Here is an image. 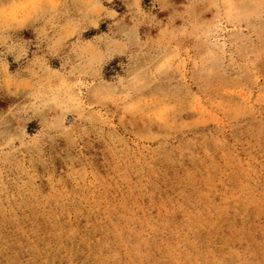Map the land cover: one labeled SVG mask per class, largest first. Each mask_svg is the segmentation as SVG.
Returning <instances> with one entry per match:
<instances>
[{"label":"rangeland","instance_id":"rangeland-1","mask_svg":"<svg viewBox=\"0 0 264 264\" xmlns=\"http://www.w3.org/2000/svg\"><path fill=\"white\" fill-rule=\"evenodd\" d=\"M103 5L0 34V264H264V0Z\"/></svg>","mask_w":264,"mask_h":264},{"label":"clouds","instance_id":"clouds-1","mask_svg":"<svg viewBox=\"0 0 264 264\" xmlns=\"http://www.w3.org/2000/svg\"><path fill=\"white\" fill-rule=\"evenodd\" d=\"M141 3V0H136ZM143 12V9H139ZM83 15L94 17L96 15H106L104 10L103 0H83V13L78 17L69 18L65 22V26H74L79 22ZM67 16L68 11L63 7V0H0V34L19 33L30 26L35 25L39 21L47 17V22L52 21L54 18ZM114 19V17H108ZM0 55H3V61H0V71H2V64L7 62V56L12 55L14 60L19 62L27 57V47L24 53L21 54L18 50H9V45L0 44ZM29 111L33 116L39 115L42 111L41 108L32 105ZM71 109L64 110V117ZM19 117V118H17ZM12 120L16 121L17 130L13 134V143L19 141L24 146L30 145V139H35L40 136V132L35 135H29L26 131L25 125L30 121L28 114L25 112H17L15 116H11ZM8 117L0 118V124L6 126ZM64 130H67L66 124L62 125ZM20 129H23L22 131ZM57 129L54 123H50L47 133L51 134L56 132Z\"/></svg>","mask_w":264,"mask_h":264}]
</instances>
